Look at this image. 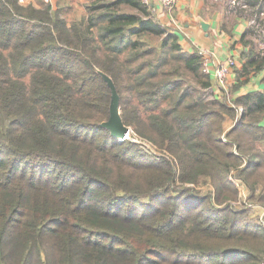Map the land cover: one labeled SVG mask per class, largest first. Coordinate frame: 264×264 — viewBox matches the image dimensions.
<instances>
[{"label":"trees","instance_id":"1","mask_svg":"<svg viewBox=\"0 0 264 264\" xmlns=\"http://www.w3.org/2000/svg\"><path fill=\"white\" fill-rule=\"evenodd\" d=\"M86 10L0 0V264H261L264 88L237 92L264 82V50L244 41L234 65L237 115L225 93L206 98L202 55L150 0ZM113 91L121 121L167 155L102 125Z\"/></svg>","mask_w":264,"mask_h":264},{"label":"crops","instance_id":"2","mask_svg":"<svg viewBox=\"0 0 264 264\" xmlns=\"http://www.w3.org/2000/svg\"><path fill=\"white\" fill-rule=\"evenodd\" d=\"M257 1L264 8V0ZM150 3L160 23L178 35L184 51L203 52L204 56L208 55L219 61L230 57L236 66L239 65L241 54L249 46L244 41L248 34L246 24L250 19L246 18L248 14L241 7L242 0H178L172 12L164 9L158 0H150ZM235 3L236 5L232 6ZM258 3L249 4L248 10L253 11L258 7ZM200 19L208 23L207 30L200 26ZM260 72L264 73V69ZM233 76L231 73L230 78ZM262 76L261 73L251 75L249 81L242 85L237 93L248 90L247 85L251 83V89L264 88L258 87L260 82L263 83Z\"/></svg>","mask_w":264,"mask_h":264},{"label":"rangeland","instance_id":"3","mask_svg":"<svg viewBox=\"0 0 264 264\" xmlns=\"http://www.w3.org/2000/svg\"><path fill=\"white\" fill-rule=\"evenodd\" d=\"M41 2L48 3V2H45L44 0H24V4L32 3L33 5H35L37 7L40 5ZM90 3H91V0H54L50 4L53 6V8H57V7L62 8L65 12V17L67 19H76V18L84 16L86 14V11H87L86 7ZM233 5H236V3L232 4V6ZM241 7L245 8L244 6H241ZM263 17H264V14H261L260 19H258V20L250 19V20H248V23L246 24V26L249 29L247 37H246V42L250 43V45L253 46L256 51L260 52V54L264 50V26H263L264 24L262 23ZM250 30H252V32ZM231 73L233 76V74L235 73L234 69H232L230 74ZM230 74L226 78L227 89H228L227 93H225L222 89H219L217 87L215 88L214 84L212 83V86L210 88L205 89V95H206V98L212 99L213 96H216L218 98L220 96L219 94L225 93L226 102H228L229 104H232L235 108L236 106L233 104L232 101L237 96L236 91L238 89L235 90L236 85L231 84V82L234 79V76L231 79ZM250 75L253 76V75H255V73H252ZM249 76H248V78H249ZM244 79H245V77L242 78V80H244ZM263 83L260 82L261 85L258 87H264V85H262ZM251 85H252V83H251ZM251 85H247V88L248 89L252 88ZM221 97H222V95L220 96V98ZM235 110H236V114L238 115L242 111V107L237 106ZM230 122H228L225 125L226 128L228 125L233 123L232 120H230ZM127 127L129 129V136H130L131 140L139 143L143 147L142 149L145 152H147L149 155H162L163 153H165V155H167L166 152H164V151L162 152L161 150H159L158 148L153 146L147 139L140 138L136 134H133L132 133L133 130L131 129L130 126H127ZM134 138H136L137 140ZM117 139H118V137H117ZM259 146L264 147V141L259 142ZM236 180H239V179L237 178ZM242 185L243 186H239V195H240V199L242 200V202H244L246 200V196H247V189L244 186V184H242ZM204 187H205V184L202 183L201 188H204ZM249 205H252V203L247 204V206H249ZM251 209H252V214L257 215L259 218L261 217V219H262V216H263L262 211H261L260 207H258V205L253 204V207H251Z\"/></svg>","mask_w":264,"mask_h":264},{"label":"built area","instance_id":"4","mask_svg":"<svg viewBox=\"0 0 264 264\" xmlns=\"http://www.w3.org/2000/svg\"><path fill=\"white\" fill-rule=\"evenodd\" d=\"M17 1L19 3H24V0H17ZM44 1L48 3H52V1L54 0H44ZM158 1L168 12H172L178 0H158ZM200 54L203 57V62H202L203 71L211 75L213 79L214 87L222 89L225 93H227L228 89H227L226 78L232 71V68L235 65V61L230 57L225 59L224 61H219L210 58L208 55L204 56L203 52H200ZM126 139H131L129 136V131H127L123 137L118 138V141L122 142ZM261 264H264V260L261 262Z\"/></svg>","mask_w":264,"mask_h":264},{"label":"water","instance_id":"5","mask_svg":"<svg viewBox=\"0 0 264 264\" xmlns=\"http://www.w3.org/2000/svg\"><path fill=\"white\" fill-rule=\"evenodd\" d=\"M200 26L202 29L207 30L208 23L204 22L203 20H199ZM119 107H118V96L113 91L111 96V103H110V115L106 121L102 123L105 127L110 130V133L118 138L123 137L127 131H129L128 127L121 121L119 115Z\"/></svg>","mask_w":264,"mask_h":264}]
</instances>
